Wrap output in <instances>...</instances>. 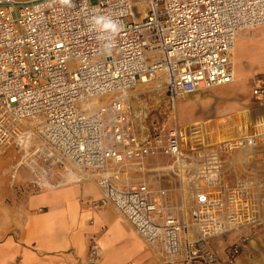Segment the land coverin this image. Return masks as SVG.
<instances>
[{
  "label": "built area",
  "instance_id": "built-area-1",
  "mask_svg": "<svg viewBox=\"0 0 264 264\" xmlns=\"http://www.w3.org/2000/svg\"><path fill=\"white\" fill-rule=\"evenodd\" d=\"M261 25L264 0H0V151L19 156L12 178L22 166L39 190L95 175L91 207H112L164 264H217L211 239L236 233L231 263L264 226V135L188 147L174 115L145 130L151 109L122 95L153 82L148 94L175 104L233 83L236 33ZM251 96L264 100V82Z\"/></svg>",
  "mask_w": 264,
  "mask_h": 264
},
{
  "label": "crops",
  "instance_id": "crops-1",
  "mask_svg": "<svg viewBox=\"0 0 264 264\" xmlns=\"http://www.w3.org/2000/svg\"><path fill=\"white\" fill-rule=\"evenodd\" d=\"M261 27L264 25L237 31L234 62L239 37L245 36L254 42L255 34ZM234 70L235 81L231 84L246 81L250 101L244 104L237 97L226 98L224 105H219V109L214 111L219 115L215 117L216 124L206 143L251 134L264 135V100L255 101L251 96V88L264 82V73L256 78L251 76L255 72H264V61H257V65L250 69L237 68L234 64ZM212 89L204 100L211 99V104H214ZM135 100L139 104L133 108L146 106L141 104L142 101ZM230 103H235V106L227 107ZM228 113H232L233 122L226 123V118L221 116ZM246 125L247 130L244 129ZM181 131L186 146L205 144L202 139L186 137L185 131ZM9 163L8 158L0 157V172L6 171ZM32 182L31 174L28 181L22 182L19 194L14 189L6 190L12 201L8 202L7 218L3 220L5 237L0 240V264H164L156 249L146 245L112 207L98 210L91 207V201L100 196L95 175L59 187L39 190L33 189ZM230 236L233 235L211 239L218 255L217 264L219 260L228 262L227 252L233 243ZM92 239L99 247L95 258H91L89 252Z\"/></svg>",
  "mask_w": 264,
  "mask_h": 264
},
{
  "label": "rangeland",
  "instance_id": "rangeland-1",
  "mask_svg": "<svg viewBox=\"0 0 264 264\" xmlns=\"http://www.w3.org/2000/svg\"><path fill=\"white\" fill-rule=\"evenodd\" d=\"M254 39V42H252L253 40H251V38L242 36L239 37V40L236 42V61L234 62V64L237 68L240 67L250 69L257 65V61H264V27H261L257 30ZM261 73L264 72H255L251 76L253 78L260 77ZM248 87L249 86L247 82L243 80L234 84L230 83L212 89V95L213 98H215V105L211 104V102H213L211 101V99L204 100L208 98L211 90L201 91L195 95H190L184 99L177 100L175 104L156 101V99L154 100L153 95L148 94L149 91L156 89L153 82L138 84L132 89L128 90L127 94L128 100L131 101V104L133 106L139 104L137 103V100H135L138 99L139 101H142L141 104H144L146 105V107L151 109L148 118L144 122H142L145 130L147 127L149 129H154L156 127L157 129H160L159 126H162L164 124H172L173 122L171 115H174L176 124L178 125L179 129L185 131L186 137L200 138L204 141L203 143L206 144V140L210 137L209 133L213 130V126H215L216 124L215 117L219 115H216L214 111L219 109V105H221V107L224 105V101L226 100V98L237 97L240 100L244 101V104L249 103L250 98L247 92ZM108 98V95L100 98H95L91 101L90 106L94 107L108 100ZM234 106L235 103H230L227 107L232 108ZM232 113L221 115L222 117L226 118L224 120L226 123L233 122ZM167 117L169 118V120ZM194 120H196L197 122H194ZM193 125L197 127H194ZM199 125L202 127L199 128ZM244 129L247 130V125L244 127ZM0 157H3L4 159L8 158L10 160V166L8 167V169H6V171L4 170L3 172H0L1 240L3 237H5L3 220L4 218H7L6 212L8 209V202L12 201V198L8 197V195L6 194V190L7 188H9L10 190L14 189L19 194L20 188H22V182L24 183L25 181H28L31 174L28 169L21 166L16 170L15 177L12 178V168L14 166V163L19 158L14 150L0 151ZM232 235L233 236H230V241L234 242L238 239L239 236L236 233ZM247 237L248 238L240 248L238 255L233 258L231 263H229V261L227 262L224 260H219V264H264V226L252 230Z\"/></svg>",
  "mask_w": 264,
  "mask_h": 264
},
{
  "label": "clouds",
  "instance_id": "clouds-1",
  "mask_svg": "<svg viewBox=\"0 0 264 264\" xmlns=\"http://www.w3.org/2000/svg\"><path fill=\"white\" fill-rule=\"evenodd\" d=\"M97 23H100L104 18L103 17H99V18H95ZM104 28L106 29H111L113 31H117L118 27L115 23H113L112 21H108L107 23H104Z\"/></svg>",
  "mask_w": 264,
  "mask_h": 264
},
{
  "label": "bare ground",
  "instance_id": "bare-ground-1",
  "mask_svg": "<svg viewBox=\"0 0 264 264\" xmlns=\"http://www.w3.org/2000/svg\"><path fill=\"white\" fill-rule=\"evenodd\" d=\"M234 44H235V42H234ZM234 49H235V46L233 47V53H234ZM122 96H127L128 97V94L127 93H125L124 95H122ZM73 177H75V175L73 174Z\"/></svg>",
  "mask_w": 264,
  "mask_h": 264
},
{
  "label": "water",
  "instance_id": "water-1",
  "mask_svg": "<svg viewBox=\"0 0 264 264\" xmlns=\"http://www.w3.org/2000/svg\"><path fill=\"white\" fill-rule=\"evenodd\" d=\"M188 97V96H187Z\"/></svg>",
  "mask_w": 264,
  "mask_h": 264
}]
</instances>
